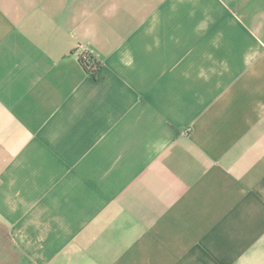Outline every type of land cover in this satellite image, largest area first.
Instances as JSON below:
<instances>
[{
    "label": "crops",
    "instance_id": "crops-1",
    "mask_svg": "<svg viewBox=\"0 0 264 264\" xmlns=\"http://www.w3.org/2000/svg\"><path fill=\"white\" fill-rule=\"evenodd\" d=\"M0 245L264 264V0H0Z\"/></svg>",
    "mask_w": 264,
    "mask_h": 264
},
{
    "label": "built area",
    "instance_id": "built-area-1",
    "mask_svg": "<svg viewBox=\"0 0 264 264\" xmlns=\"http://www.w3.org/2000/svg\"><path fill=\"white\" fill-rule=\"evenodd\" d=\"M91 58L94 59V63L90 62ZM79 59L85 64L87 70L90 73L96 72L98 70V68H99L98 65H97L98 62L96 61V59L93 56H91L89 54V52L84 51V50L80 51L79 52Z\"/></svg>",
    "mask_w": 264,
    "mask_h": 264
},
{
    "label": "rangeland",
    "instance_id": "rangeland-1",
    "mask_svg": "<svg viewBox=\"0 0 264 264\" xmlns=\"http://www.w3.org/2000/svg\"><path fill=\"white\" fill-rule=\"evenodd\" d=\"M3 244V243H2ZM1 245H0V264H7V254L4 252H1ZM10 259H13L12 257L11 258H8V260H10Z\"/></svg>",
    "mask_w": 264,
    "mask_h": 264
},
{
    "label": "trees",
    "instance_id": "trees-1",
    "mask_svg": "<svg viewBox=\"0 0 264 264\" xmlns=\"http://www.w3.org/2000/svg\"><path fill=\"white\" fill-rule=\"evenodd\" d=\"M80 62H81V64L84 66V68L87 70V68H86V66H85V64L80 60ZM90 62H92V63H94V59H90ZM96 63V62H95ZM98 65V67H99V64H97ZM95 72H92V74H94Z\"/></svg>",
    "mask_w": 264,
    "mask_h": 264
}]
</instances>
